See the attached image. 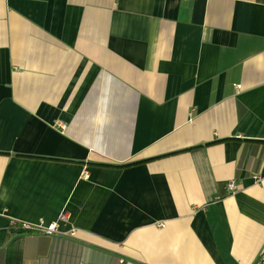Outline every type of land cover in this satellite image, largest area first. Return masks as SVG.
Returning <instances> with one entry per match:
<instances>
[{
  "label": "crops",
  "instance_id": "0c3cea01",
  "mask_svg": "<svg viewBox=\"0 0 264 264\" xmlns=\"http://www.w3.org/2000/svg\"><path fill=\"white\" fill-rule=\"evenodd\" d=\"M263 248L264 0H0V264Z\"/></svg>",
  "mask_w": 264,
  "mask_h": 264
},
{
  "label": "built area",
  "instance_id": "2783aa9c",
  "mask_svg": "<svg viewBox=\"0 0 264 264\" xmlns=\"http://www.w3.org/2000/svg\"><path fill=\"white\" fill-rule=\"evenodd\" d=\"M235 87L239 88L240 85L236 84ZM227 187H228V189L230 191H233L236 188V184H235V182L233 180H229L228 183H227ZM60 218L61 219H65L66 218V214L65 213L61 214ZM158 225H161V224L159 223ZM53 227L54 226L46 228L45 232L51 233L53 231ZM262 263H264V248L259 252V254L257 255V257L255 259V262H254V264H262Z\"/></svg>",
  "mask_w": 264,
  "mask_h": 264
},
{
  "label": "trees",
  "instance_id": "16d2710c",
  "mask_svg": "<svg viewBox=\"0 0 264 264\" xmlns=\"http://www.w3.org/2000/svg\"><path fill=\"white\" fill-rule=\"evenodd\" d=\"M18 232H29V231H32V229H28V228H22V227H20L18 230H17Z\"/></svg>",
  "mask_w": 264,
  "mask_h": 264
}]
</instances>
